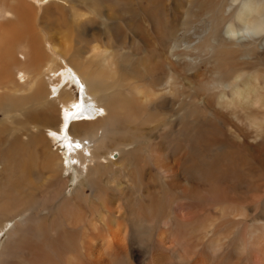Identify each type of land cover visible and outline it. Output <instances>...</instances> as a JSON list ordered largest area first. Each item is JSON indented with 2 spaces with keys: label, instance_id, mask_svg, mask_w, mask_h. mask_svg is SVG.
Listing matches in <instances>:
<instances>
[{
  "label": "bare ground",
  "instance_id": "1",
  "mask_svg": "<svg viewBox=\"0 0 264 264\" xmlns=\"http://www.w3.org/2000/svg\"><path fill=\"white\" fill-rule=\"evenodd\" d=\"M35 2L0 0V264H264V0ZM182 77L245 104L240 148L205 160L220 133L187 150L174 113V147L135 146Z\"/></svg>",
  "mask_w": 264,
  "mask_h": 264
},
{
  "label": "rangeland",
  "instance_id": "2",
  "mask_svg": "<svg viewBox=\"0 0 264 264\" xmlns=\"http://www.w3.org/2000/svg\"><path fill=\"white\" fill-rule=\"evenodd\" d=\"M32 1L35 2V0H32ZM41 4H44V2ZM194 6H196V3H194ZM189 9L191 13L193 10L192 7H190ZM169 10H170L169 16L171 17H168V18L170 20V23L172 20L177 21V17H175V13H173L172 6L169 7ZM144 16L145 15H142L143 19L147 20V17L146 16L144 17ZM173 16L175 17L174 19H173ZM3 18L10 19V18H13V16L9 13L0 12V20H2ZM121 50L128 51L129 49L127 47H122ZM25 54H26V49L22 47H19V49H16L15 51V56L20 61H22ZM12 67L14 70L13 72L16 73V74H13L14 81L16 79V83L17 84L19 83L18 86L20 87L24 86L25 84L23 83L21 78H19L20 72L18 71V69L20 68V65H17L16 67L15 65H13L11 66V69ZM129 72H131L129 73V75L134 74L132 71H129ZM48 73L51 75V73L53 72L48 70ZM103 74L104 76L107 75L106 79L107 78L109 79V78L114 77V74H117V73L111 72V71H105L103 72ZM182 79L183 81L181 83V86H179V84L175 86L173 85L174 87L173 94L171 97L168 98L170 100L165 101L166 102L165 105H170L171 101L173 100L172 112L167 110L166 112L167 115H162V116L156 115L155 116L154 112L156 110L153 107L157 108L156 104H152L148 110L144 107L141 109L142 117L138 119L137 121H135L134 123L139 126L150 128L152 130L151 133H152L153 139L152 138L146 139V137H143L141 141L135 143V146L143 145L144 146L143 149H145L147 146H150L149 148L157 151L160 156L162 153V150L159 149L160 143L164 146L165 150H169L171 149V147H174L175 139L173 137L174 136L173 133L175 129L180 128V125H178L179 123H176L174 125L166 124L164 125V127L162 125L165 123L168 114L174 113L176 116L182 118L181 121H183V127H181V130H182V135L184 136V138L181 140L179 144H181L183 147H186L187 150L191 146V143H192L191 132L196 127H200V128L212 127L213 130L220 133V137L222 138H220V141L217 143H209L204 140L197 144V147H200V148L210 147L208 150H206L205 148L203 149L205 160H211L214 154H218L222 151L235 149L236 147L240 148L239 144L242 143L243 141V136L246 132L247 121H248L245 104L244 103L234 104L233 107L222 106L223 108L217 113H215L214 111H210L209 109L205 108L204 101L208 98L212 100L213 106H217V95L213 94V92L207 91V87L205 85L200 86L199 84L201 82L199 81H196L190 78H183V77ZM16 83L14 82V85L17 87ZM8 86H12V84L10 83L8 84ZM115 89L122 90L117 87ZM21 91L22 89L19 92ZM124 95L125 94H123L121 97H123ZM113 158L115 159L116 156L114 155ZM69 167L70 168L72 167L71 163L69 164ZM70 168L68 171L66 170L64 171L65 173L64 176L67 177L68 179L67 190L72 191L73 193V191L79 185L80 182L82 185H86V183L84 181L85 176L81 175L79 171L78 173L76 172V169H78L76 164L74 165V167H72V169ZM66 194H71V192H68ZM9 229L11 230V226L9 227ZM131 236L133 238V233L131 234Z\"/></svg>",
  "mask_w": 264,
  "mask_h": 264
}]
</instances>
